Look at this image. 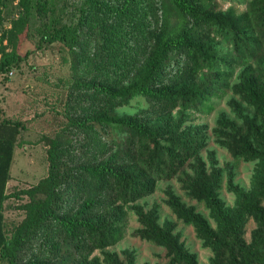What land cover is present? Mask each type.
I'll return each mask as SVG.
<instances>
[{"label": "rangeland", "instance_id": "rangeland-1", "mask_svg": "<svg viewBox=\"0 0 264 264\" xmlns=\"http://www.w3.org/2000/svg\"><path fill=\"white\" fill-rule=\"evenodd\" d=\"M126 1L29 0L27 10L21 0H0V62L7 53L21 56L19 63L10 68L13 75L8 73L10 69L0 75V120L13 119L25 125L8 186L11 195L5 208L8 235L12 236L28 219L30 204L39 198L43 200V190L34 198L29 189L43 183L51 171L62 179L59 198L54 197L59 203L53 201L54 208H60L62 214L87 218L90 213L81 211V206L85 200L95 199L99 209L108 207L102 214L107 219L118 217V225L123 229L116 244L90 248L84 243L77 244L65 231L47 236L46 226L41 224L29 232L20 231L23 241L15 247V254L9 258L2 256L0 264H11L12 256L14 264H36L40 260L50 264H92L96 259H99L96 264H184L176 260L173 247L161 243L165 239H177L198 256L201 264H208L215 253L205 245L191 220L195 214L217 227L211 207L195 192L201 183L200 168L206 167V174L214 177L213 187L230 209L236 208L233 184L251 190L259 181L256 161L236 156L234 151L243 137L254 140L252 126L259 123L262 126V120L256 116V105L258 95H264V27L256 28L257 44L253 43L248 61L235 59L230 62L231 67L226 64V69L220 67L215 72L192 71V61L182 49L168 52L160 67L165 86L188 88L210 78L220 82L222 89L212 97L209 110L172 108L143 95L129 104L106 105L101 96L94 99L83 83L102 84L111 80L128 83L137 72L138 58L140 65L148 58L155 44V33L171 36L190 30L198 41H221V55L229 61L232 58L228 53L232 48L221 35L192 20L171 0H137L124 11ZM190 1L215 11L234 8L238 14L252 12L257 22L264 16V0ZM82 20L86 22L84 32L88 31L82 49H73L62 41L41 44L44 34L53 33L65 24L76 27ZM107 30L120 34V39L111 46L105 44L103 37ZM218 72L222 74L217 75ZM107 109L111 115L134 117L154 129L180 128L186 132L184 136L180 132L177 139L185 142L184 146L181 144L183 159L178 163L167 162L156 176L150 194L138 201L124 202L113 190L92 188V184L88 186L85 182L81 193L75 195L81 186L76 172L85 165L110 158L135 161L140 169L146 165L145 140L135 137V145L130 144L126 132L114 130L99 120V114L104 115ZM43 187L53 190L48 182ZM111 201L116 203L111 206ZM117 205L123 207L122 218L112 214ZM255 229L264 237V228L252 218L243 233L248 245L253 243ZM257 243L263 253L264 242Z\"/></svg>", "mask_w": 264, "mask_h": 264}, {"label": "trees", "instance_id": "trees-1", "mask_svg": "<svg viewBox=\"0 0 264 264\" xmlns=\"http://www.w3.org/2000/svg\"><path fill=\"white\" fill-rule=\"evenodd\" d=\"M136 1L127 0L124 11L128 9L131 2L135 3ZM171 2L198 24L205 25L211 32L216 31L218 35H221L222 39L232 48L228 52L230 57L232 56L230 61L228 57L222 56L220 53L221 41H215V39L208 42L198 41L192 36L190 30L171 36L158 32L153 34L155 44L148 58L143 65H140L138 58L137 72L128 83L124 84L123 80H111L102 84L88 81L83 83V86L92 94L90 95H94V99L101 96L106 105H109L110 102L129 104L133 98L143 95L160 105L167 104L172 108L181 106L185 109L205 111L212 107V97L222 89L220 82L210 78L199 85L197 84V86L188 88L187 86H165L163 78H160V67H162L164 59L170 50L182 49L187 52L192 61L191 70L195 72L203 69H207L208 72H215L220 67L226 69V64L231 67L230 62L235 61V59H238L239 62L248 61L252 53L250 49L253 43L257 44L256 36H254L256 28L264 27V16H260L262 17L261 21L257 22L256 15L252 12L238 14L234 8L226 11H215L205 9L203 5L190 0H171ZM28 3L29 0H21V4L27 10H29ZM84 23L86 22L82 20L76 27L65 24L53 33L44 34L41 38V44L62 41L73 49L76 47L82 49L87 40L85 34H88V31L84 32ZM114 33H116V29ZM103 37L105 44L111 46L120 39V34H113L107 30ZM41 44L38 47H41ZM247 44H249L248 47ZM20 58L21 56L16 52L5 54L0 62V75L16 66ZM12 70L10 69L8 73ZM219 74L222 73L218 72L217 75ZM258 97L260 99L256 98L258 99L256 116L258 120H262V126L260 123L257 126H252L255 134L254 140L251 142L249 137H243L242 144L234 151L236 156H243L246 160H253L258 164L260 177L256 187L246 190L233 184L236 194V208H227L224 201L218 196L217 189L213 187L212 179L214 177L206 174V167L200 168L201 183L198 188L195 187V192L211 207V214L217 223V227L213 228L206 219L195 214L191 215V220L195 223L200 236L205 240V245L210 246L215 253L214 258L208 264H264V252L260 253L257 248V242H264L260 230L255 229L253 231V243L250 245L243 238L245 225L252 218L259 224V227L264 228V95L259 94ZM103 114L100 113L97 118L114 130L121 129L124 133L126 132L130 144L135 145V137L145 140L143 146L148 151L146 165L140 169L135 161L114 160L113 158L95 165H85L76 172V177H79L81 186L76 189L75 195L81 193L82 184L85 182L88 186L92 184V188L96 186L106 191L111 189L117 197L127 203L143 199L152 191L156 176L163 169L162 167L167 162L178 163L183 159L182 145L184 146L185 142L184 140L180 142L177 139L181 133L184 136L186 132L180 128L154 129L134 117L111 115L109 109ZM24 126L18 120L7 118L0 120V258L2 256L9 258L11 254H15V247L24 239V236L19 233L20 231L29 232L30 229L41 224L46 226L45 235L47 236L65 231L70 239L78 241L77 244L84 243L90 248H103L116 244L123 236V229L118 225V217L107 219L106 214H102V210H106L108 207L104 206L102 210L99 209L100 204L95 199L85 200L81 206V211H89L90 214L87 218L70 216L69 213L62 214L60 208H54V202L57 205L59 203L58 200L54 201V197L59 198L58 188L62 183L61 177L55 175L54 171H51V174L43 182L52 185L54 191L50 188H44L42 182L29 189L34 198L40 190L44 191L40 192L45 197L43 200L42 198L36 199L30 204L28 219L12 236L8 235L5 201L11 195L7 194L6 191L15 148ZM223 134L226 135V132ZM170 169L172 171V167ZM54 180L56 181L54 184L50 183ZM114 203L116 202L111 201L110 205L112 206ZM122 212L123 207L117 205L113 208L112 214L118 216L123 214ZM122 216L120 215L119 218ZM51 230L52 234H49ZM161 243L173 247L177 261L184 264H201L198 256L190 252L185 245L180 244L177 239H165ZM13 258L14 256H12V260L10 259L11 264H14ZM98 261L99 259H96L92 264H96ZM36 264L50 263L40 260Z\"/></svg>", "mask_w": 264, "mask_h": 264}, {"label": "crops", "instance_id": "crops-1", "mask_svg": "<svg viewBox=\"0 0 264 264\" xmlns=\"http://www.w3.org/2000/svg\"><path fill=\"white\" fill-rule=\"evenodd\" d=\"M18 145V144H17ZM17 147V146H16ZM15 153H16V148H15ZM15 153H14V159H13V163H12V166H11V170H10V179H9V181H8V185H7V194H9V192H8V186L10 185V183H11V178H12V168H13V164H14V160H15ZM9 199V198H8ZM7 199V200H8ZM6 200V201H7ZM6 201H5V207H6Z\"/></svg>", "mask_w": 264, "mask_h": 264}, {"label": "built area", "instance_id": "built-area-1", "mask_svg": "<svg viewBox=\"0 0 264 264\" xmlns=\"http://www.w3.org/2000/svg\"><path fill=\"white\" fill-rule=\"evenodd\" d=\"M9 74H10V75H13V71H11Z\"/></svg>", "mask_w": 264, "mask_h": 264}]
</instances>
